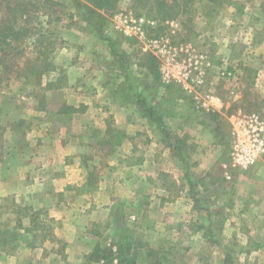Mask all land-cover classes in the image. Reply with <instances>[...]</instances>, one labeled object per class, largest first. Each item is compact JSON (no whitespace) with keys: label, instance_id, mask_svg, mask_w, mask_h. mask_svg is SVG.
Wrapping results in <instances>:
<instances>
[{"label":"rangeland","instance_id":"rangeland-1","mask_svg":"<svg viewBox=\"0 0 264 264\" xmlns=\"http://www.w3.org/2000/svg\"><path fill=\"white\" fill-rule=\"evenodd\" d=\"M58 1L65 14L54 28L52 70L40 84L24 82L16 73L0 82V264H104L93 255L96 246L117 253L119 243L135 255V264H202L207 251L208 263L225 264V252L237 254L236 246L248 238L264 245V220L255 216L260 203L254 197L264 194V154L245 169L231 167L227 120L238 110L264 120V0H233L244 5L240 16L234 7L220 4L217 14L207 18L206 0H189L185 13L165 20L148 17L131 0H120L112 13L98 9L106 18L103 36L125 52L122 62L74 0ZM139 17L154 22L142 24L147 37L191 43L207 56L211 68L205 88L223 103L218 111L198 108L177 85L184 97L179 115L166 117L165 125L173 142L183 136L178 149L167 145L162 132L121 94V87L131 83L150 104H159L163 84H170L160 78L163 84L152 86L143 74L141 55L146 52L125 23ZM228 68L234 80L219 75ZM63 102L77 111L58 113ZM211 112L219 113L217 123L209 118ZM199 125L211 132L217 146L210 148L219 152L204 176L198 168L206 156L188 135ZM108 127L124 136L111 150L98 144ZM159 151L166 153L164 160L153 165L149 158ZM131 154H145L148 163L125 164ZM90 156L99 188L89 194L66 190L68 184L83 182L84 157ZM106 164L115 170L109 172ZM199 178L207 180L203 190L189 184ZM196 190H202L206 208L215 210L207 217L183 200L175 202ZM233 200L237 207L224 209L221 202ZM243 201L248 205L240 214ZM24 208L32 221L21 215ZM238 256L243 264L244 255ZM247 262L264 264V248L250 253Z\"/></svg>","mask_w":264,"mask_h":264},{"label":"trees","instance_id":"trees-1","mask_svg":"<svg viewBox=\"0 0 264 264\" xmlns=\"http://www.w3.org/2000/svg\"><path fill=\"white\" fill-rule=\"evenodd\" d=\"M86 3L74 0L76 9L84 13L85 18L89 21L93 20L96 26L98 35L101 39L108 40L111 53L115 55L120 62L123 61L124 51L114 49L115 42L111 38L103 36V26L106 21L105 16L98 9H106L112 13L120 0H85ZM134 8L143 9L148 17L152 19H171L181 13H185L189 0H131ZM207 9L205 16L210 17L218 12V5L225 4L235 8L236 15H242L244 10L243 4H237L233 0H206ZM95 7L97 10H93ZM63 4L58 0H0V82L2 76L9 81L13 73H16L23 79L24 82L36 80L37 84L42 83V76L49 69L52 70L50 54L54 50V39L56 30L55 25L61 20L65 14ZM141 66L144 70L143 74L150 77L149 81L152 86L163 84L160 79L158 70V61L150 53L141 55ZM232 70L231 68H228ZM164 99L163 102L150 104L148 96L144 91L134 90L131 83H127L121 87L122 96L135 105L140 116L144 117L148 122L153 123L160 132L164 135L163 139L172 148L178 149L182 143L184 144L183 136H175L174 142L169 136L168 129L165 125V119L177 117V109H179L181 94L178 95L177 85L163 84ZM43 87V86H42ZM182 97V98H181ZM43 107V104L40 105ZM77 111L71 105L62 103L58 108V113H74ZM207 116V115H206ZM209 118L217 123L219 113L211 112ZM21 119L18 124H21ZM201 125H207L205 120L200 121ZM216 131L218 130L216 126ZM124 136L120 131L108 127L104 135L98 142L102 146H106L109 150L115 149L123 141ZM172 141V142H171ZM107 153V152H106ZM92 157H84V168L86 174L82 183L77 185L66 186V190H73L76 194H89L99 188L97 176L94 172L95 166L88 164ZM144 161L143 154H131L127 156L125 164L138 165ZM118 160V164L122 163ZM106 170L112 172L115 170V165H105ZM246 203H244L245 207ZM22 216L27 217L30 221L33 220L27 208L22 209ZM243 211V209H242ZM210 230V228H208ZM14 241L11 238L10 242ZM98 247V248H97ZM125 247V246H124ZM261 247V244L251 238H248L245 244L236 246V253L225 252V264H240L239 254L244 255V264H247V256L254 250ZM127 250H123L122 244H117V253H113L111 248L96 246L94 257L97 261H102L104 264H135V255L128 254ZM211 251L200 257L202 264H210ZM148 255H153L152 250H148ZM154 261V260H153ZM151 264H160L154 261Z\"/></svg>","mask_w":264,"mask_h":264},{"label":"built area","instance_id":"built-area-1","mask_svg":"<svg viewBox=\"0 0 264 264\" xmlns=\"http://www.w3.org/2000/svg\"><path fill=\"white\" fill-rule=\"evenodd\" d=\"M153 21L129 18L125 20L131 34L135 35L141 49L158 61L160 78L165 83L178 85L194 104L206 111H218L223 103L219 96L206 87V74L211 68L207 56L191 43L175 45L168 37H147L142 24ZM173 25V22L170 23ZM219 75L234 80L232 70L223 69ZM231 136L229 160L233 168L245 169L264 154V120L254 112L238 110L227 116Z\"/></svg>","mask_w":264,"mask_h":264},{"label":"crops","instance_id":"crops-1","mask_svg":"<svg viewBox=\"0 0 264 264\" xmlns=\"http://www.w3.org/2000/svg\"><path fill=\"white\" fill-rule=\"evenodd\" d=\"M246 53H248L247 57H249V58L253 57V52L249 51V52H246ZM262 71L263 70L259 69L257 73L261 74ZM188 135L190 136V141H192L191 143L196 142L195 143L196 147L198 146L204 152V154H205L204 156H206L205 158L203 156L204 159H202V160L200 158L202 163H201V161L199 159L197 160V158H194L195 161L196 160L198 162L200 161L198 172H200V173L203 172L202 176H204L206 173H210L212 165L215 164V159H216V157L219 154L218 150H214L215 146H217V145L212 143L213 140H212L211 132H209L207 130H202V126H200V125L198 126V128L194 129L193 133L190 132ZM198 143H200V144H198ZM210 146H212L214 148L211 149ZM164 154H166L164 151H162V152L159 151L157 153L155 152L152 155L151 158H149V157L146 158L145 154H144L143 155L144 156V161L141 164H138L137 167H141V166L143 167V165L147 164L148 163V158H149V160H151L150 162H152L153 165L160 166V164H162V162L164 160ZM194 160L192 159V161H194ZM202 167H203V170H202ZM157 176H158V174H156L154 176V179ZM175 178L176 179L174 181H177V177L176 176H175ZM189 184L191 186H197L199 188H202V190H203V188H205V186H207V180H202V179L199 178V179L195 180L194 182H190L189 181ZM190 185H189V187H190ZM20 186L23 187L22 184H20ZM202 190H199V191L196 190L197 193L191 194V195L187 193V195H184L185 197H183V198L182 197H177V198H175V202L179 203L181 200H183V202L186 205L189 204V207L195 208V210L197 209L199 212H202L207 217L208 213L215 212V210H214L213 206H212V208H209V209L206 208V202H204V198H203V195H202L203 194ZM254 197H256V199L260 203V206H259L258 210H256L255 216L257 218H262L264 220V194H256V196H254ZM221 203H222L224 209H229V206L237 207L236 206L237 204H236L235 200L230 201L227 204L225 202H221ZM244 203H246L245 207L248 205L247 201H243L242 202V204L240 205V208L238 209V213H240V214L244 212V211H242V209L245 210ZM248 209L250 210L251 208H248ZM252 209L254 210L255 208L253 207ZM255 241L259 242L261 244V247L259 249H257V250H254V251H258L261 248H264L263 247L264 245L260 242V240H255ZM245 243H246V241L244 243H242V244H245Z\"/></svg>","mask_w":264,"mask_h":264}]
</instances>
